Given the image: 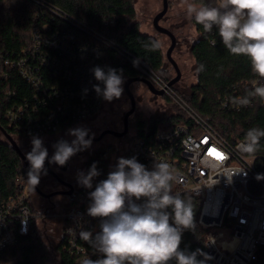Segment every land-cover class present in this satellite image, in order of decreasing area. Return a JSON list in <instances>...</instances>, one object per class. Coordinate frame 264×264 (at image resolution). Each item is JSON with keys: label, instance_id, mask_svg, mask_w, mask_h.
<instances>
[{"label": "built area", "instance_id": "obj_1", "mask_svg": "<svg viewBox=\"0 0 264 264\" xmlns=\"http://www.w3.org/2000/svg\"><path fill=\"white\" fill-rule=\"evenodd\" d=\"M28 1L69 20L97 40L96 44L77 42L73 32L53 31L49 24H43L32 30L30 47L0 51L1 75H8V70L17 71L36 93L33 103L25 98L7 109L12 135L46 137L62 132V115L80 122L101 110L105 100L97 95L93 85L100 84L103 88V84L91 71L99 65L86 56L97 51L101 44L112 45V42L48 0ZM118 51L133 65L136 61L135 67L142 75L157 88L164 89L165 95L192 122L158 128L149 140L133 135L129 145L132 153L149 170L155 161L170 163L177 170L174 185L180 192L203 196L200 222L207 229L206 249L213 264H264V179H257L258 175L264 176V154L241 153L238 145L244 138L235 142L226 139L148 63L122 49ZM48 68L54 82H45L44 72ZM257 84H264V80L256 76L252 81L241 82L244 89L239 91L234 87L223 99L222 107L230 112L252 107L261 100L259 97L247 106L233 101L244 97ZM31 192L27 173L21 174L15 192L0 199V250L16 244L30 233L34 222L37 225L44 219L32 202ZM90 203L89 195L77 191L62 215L57 214L63 220L62 248L73 257L74 264H81L86 257L95 260L100 255L79 235L81 231L95 235L101 230V218L87 214ZM57 259L60 263V252Z\"/></svg>", "mask_w": 264, "mask_h": 264}, {"label": "trees", "instance_id": "obj_2", "mask_svg": "<svg viewBox=\"0 0 264 264\" xmlns=\"http://www.w3.org/2000/svg\"><path fill=\"white\" fill-rule=\"evenodd\" d=\"M48 2L60 7L76 21L99 32L112 42V45L101 44L97 51L86 56L105 71L111 67L123 69V76L127 78L142 75V72L118 51L122 49L144 60L165 81L170 80L165 75L166 61L162 47L154 51L145 47L158 39L141 31L134 0H48ZM193 22L198 37L191 46V53L195 58L196 69L200 64L205 67L201 72L196 71L197 82L191 86L188 93L181 95L231 142L244 138L250 128L264 129V104L261 100L255 101L252 107L237 112H230L222 107L223 99L234 91V87L242 91L244 87L240 86V83L252 81L256 77L251 70L249 59L243 55L231 54L222 44L215 26L211 32H205L203 26L197 24L195 19ZM43 24H49L53 31L73 32L77 42L97 43L96 38L87 31L44 7L28 0H0V51L30 47L32 30L37 25ZM1 70L3 69L0 67V126L12 134L8 125L7 109L16 102L24 101L25 98L33 103L36 93L34 87L17 71L7 69L8 75L2 76ZM49 70L48 68L44 72L46 83L55 80ZM165 97L171 101L169 96L165 95ZM50 103V106L53 105L52 101ZM171 104L174 111L165 117L156 118L151 124L139 115L134 116L132 122H129V129L135 132L134 136L149 140L158 128H168L179 123L191 125L188 115L173 101ZM76 123L78 121L71 117L61 116L62 131L68 130ZM13 136L18 138L17 135ZM134 136L126 135L128 148L125 158L136 157L129 146ZM113 149V146L101 147L90 153L85 164L86 170L88 171L91 165L96 163L100 175L97 176L91 189L81 187L78 191L89 195L95 190L96 184L107 178L108 157ZM255 153L264 154V138L261 139ZM136 158L143 164L141 159ZM21 174H26L22 159L5 138L0 139V199L15 192L17 178ZM172 190L174 194H179L185 199L190 198L193 204L195 229L183 231L181 250L192 252L200 249L210 257L206 249L207 229L200 222L203 196L180 192L174 184ZM57 249L61 254V262L57 264H74L73 257L63 250L61 241ZM48 256V248L42 241L34 222L28 235L21 237L16 244L0 250V264H48ZM197 259L203 260L204 257L198 255ZM207 263L213 264L211 259L205 262ZM170 264H175V261H171Z\"/></svg>", "mask_w": 264, "mask_h": 264}, {"label": "clouds", "instance_id": "obj_3", "mask_svg": "<svg viewBox=\"0 0 264 264\" xmlns=\"http://www.w3.org/2000/svg\"><path fill=\"white\" fill-rule=\"evenodd\" d=\"M186 11L205 32H211L215 26L224 47L233 55L246 56L252 72L264 80V0H217L215 6L188 3ZM145 47L154 51L161 43L153 40ZM204 67L200 64L196 71L201 72ZM91 71L103 84V88L93 85L98 96L108 102L121 97L123 69L109 67L105 71L96 66ZM256 97L264 100V84L255 85L233 103L247 106ZM68 134L75 139H60L53 144L55 152L49 163L65 166L71 157L91 147L92 138L86 139L88 129H69ZM262 138L264 129L250 128L238 145L239 151L254 154ZM31 144L25 158L30 165L27 180L35 190L41 175L47 174L48 150L38 136H32ZM99 175L93 163L87 173H78V184L91 189L93 179ZM177 175V170L166 161H155L149 170L136 157L118 158L114 170L89 193L87 214L101 218V230L95 235L90 231H81L79 235L100 255L95 260L86 257L81 264H205L211 259L200 249L189 252L180 248L183 231L194 230L195 224L191 199L173 193ZM257 179L264 176L258 175ZM141 200L143 203H137ZM198 255L204 259L198 260Z\"/></svg>", "mask_w": 264, "mask_h": 264}, {"label": "rangeland", "instance_id": "obj_4", "mask_svg": "<svg viewBox=\"0 0 264 264\" xmlns=\"http://www.w3.org/2000/svg\"><path fill=\"white\" fill-rule=\"evenodd\" d=\"M137 12V19L140 24V29L143 33L157 37L161 43L164 53L166 65V76L170 79L176 76V71L172 63L167 59L166 53L171 45V38L167 34L159 33L153 26L154 16L162 10L163 0H134ZM217 0H169L168 11L162 18L160 23L169 28L177 37V44L172 52V57L178 63L181 70V78L173 85V88L180 94L188 93L191 86L197 82V73L195 67V58L191 53V46L198 37L196 26L194 25V17L190 16L187 11V4L192 3L197 6L212 5L215 6ZM162 77H164L162 75ZM127 77L123 76L124 84ZM124 84L122 85L124 89ZM132 92L136 98V110L130 117V123L134 116H141L151 124L156 118L167 116L174 111L171 101L163 96L153 94L143 82H133L130 85ZM171 99V98H170ZM131 107L130 100L125 92V89L119 99H113L111 102L104 101L101 110L93 117L80 121L71 129L83 127L92 131L94 136H98L105 129H113L117 131L123 130V117L127 110ZM69 132V129L67 130ZM68 134V133H67ZM128 134L134 135L135 132L129 129ZM62 132L54 135V138L62 137ZM72 137L73 136H69ZM4 136L0 133V139ZM43 143L51 141L52 137H40ZM23 151L32 148L31 138L18 136L16 138ZM128 138L116 137L112 134H106L101 141L92 142L90 149L96 150L101 147L113 146L114 149L108 157V171H113L117 164L118 158H125L128 148ZM28 151V150H27ZM85 157L79 158L78 166L83 171L82 163ZM97 177L93 179V185ZM68 205L62 206L60 214L67 209ZM56 215L51 219L47 226V234L42 226L41 220L37 224L39 235L48 248V264H57L58 245L63 235V220L61 215Z\"/></svg>", "mask_w": 264, "mask_h": 264}, {"label": "flooded vegetation", "instance_id": "obj_5", "mask_svg": "<svg viewBox=\"0 0 264 264\" xmlns=\"http://www.w3.org/2000/svg\"><path fill=\"white\" fill-rule=\"evenodd\" d=\"M67 133V130L62 131L63 135L60 138H54V135L46 136L53 138L48 143L44 144V147H46L48 150V160L45 161V169L47 170V174L41 175L40 183L35 187V190L32 187L31 199L37 210L44 215V219H42L41 222L45 230V234H47V226L49 225L50 220L55 218L63 205H68L69 200L72 199L79 188L82 187L78 184V173L81 172L79 169L80 167L78 166L79 158L85 157L81 165L83 167V172L87 173L85 164L88 156L93 151L92 149L88 148L84 151L78 152L69 159L65 166L62 167L54 163H49V160L55 152L53 144H55L60 139L67 140L69 142L75 139V137H69L70 135ZM89 135L92 137H97L93 135L92 131H89ZM89 135L86 137V139L91 138ZM102 139L97 141L92 139V142H98ZM27 150H24L25 154L31 151V148Z\"/></svg>", "mask_w": 264, "mask_h": 264}, {"label": "water", "instance_id": "obj_6", "mask_svg": "<svg viewBox=\"0 0 264 264\" xmlns=\"http://www.w3.org/2000/svg\"><path fill=\"white\" fill-rule=\"evenodd\" d=\"M168 7H169V0H163V8L161 11H159L153 18V26L154 28L159 32V33H163V34H167L170 38H171V45L167 50L166 53V57L167 59L172 63V65L175 68L176 71V76L171 78L168 81V86H173L176 82L179 81V79L181 78V70L180 67L178 65V63L176 62V60L172 57V52L174 50V48L176 47L177 44V37L176 35L167 27L163 26L160 21L162 20V18L165 16L166 12L168 11ZM143 82L148 89L155 95H159V96H163L165 94L164 89H160L157 88L155 86V84L146 76L144 75H139L136 77H129L126 78L125 80V84H124V89L125 92L130 100L131 103V107L129 110H127L124 114L123 117V130L122 131H117V130H113V129H107L104 130L99 136L97 137H92L89 135V137H91L93 140H100L104 137V135L110 133L116 137H125L128 132H129V121H130V117L131 115L135 112L136 110V98L134 96V93L132 92L130 85L133 82ZM0 131L2 133V135L4 136V138L6 139V141L12 146V148L18 153V155L20 156V158L22 159L25 168H26V173L29 170V163L25 158V153L22 150V148L20 147V145L18 144L16 138L10 134L5 128L0 126ZM31 187H33L31 185Z\"/></svg>", "mask_w": 264, "mask_h": 264}]
</instances>
